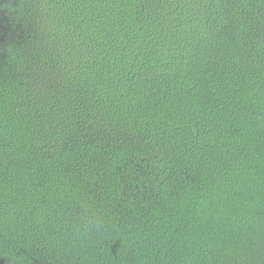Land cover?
Here are the masks:
<instances>
[{
  "label": "trees",
  "instance_id": "trees-1",
  "mask_svg": "<svg viewBox=\"0 0 264 264\" xmlns=\"http://www.w3.org/2000/svg\"><path fill=\"white\" fill-rule=\"evenodd\" d=\"M0 264H264V0H0Z\"/></svg>",
  "mask_w": 264,
  "mask_h": 264
}]
</instances>
